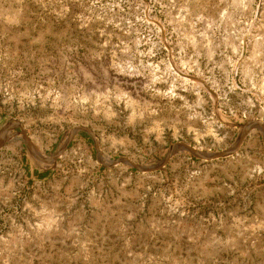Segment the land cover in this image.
Segmentation results:
<instances>
[{
	"label": "rangeland",
	"instance_id": "rangeland-1",
	"mask_svg": "<svg viewBox=\"0 0 264 264\" xmlns=\"http://www.w3.org/2000/svg\"><path fill=\"white\" fill-rule=\"evenodd\" d=\"M262 128L264 0H0V264H264Z\"/></svg>",
	"mask_w": 264,
	"mask_h": 264
},
{
	"label": "water",
	"instance_id": "water-1",
	"mask_svg": "<svg viewBox=\"0 0 264 264\" xmlns=\"http://www.w3.org/2000/svg\"><path fill=\"white\" fill-rule=\"evenodd\" d=\"M262 130L264 131V128H262ZM2 134H3V130H0V138H1ZM188 148H189L190 151L196 153V151L194 150V148L189 147V146H188ZM224 154H225V153L214 154V155H211V156H209V157H217V156H221V155H224ZM53 157H54V156H50V157H47L46 159H47V160H50V159H52ZM158 167H159V166H157V167H155V168H153V169L155 170V169H157Z\"/></svg>",
	"mask_w": 264,
	"mask_h": 264
},
{
	"label": "trees",
	"instance_id": "trees-1",
	"mask_svg": "<svg viewBox=\"0 0 264 264\" xmlns=\"http://www.w3.org/2000/svg\"><path fill=\"white\" fill-rule=\"evenodd\" d=\"M42 175V174H41Z\"/></svg>",
	"mask_w": 264,
	"mask_h": 264
}]
</instances>
